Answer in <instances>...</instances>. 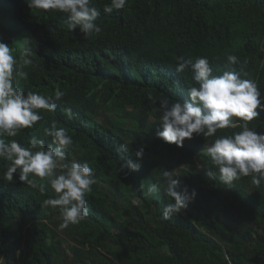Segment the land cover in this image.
Masks as SVG:
<instances>
[{
	"label": "trees",
	"instance_id": "obj_1",
	"mask_svg": "<svg viewBox=\"0 0 264 264\" xmlns=\"http://www.w3.org/2000/svg\"><path fill=\"white\" fill-rule=\"evenodd\" d=\"M25 2H0V39L16 49L19 62L36 19ZM92 3L102 28L92 38L78 28L69 31L64 17L56 23L58 11L45 13L47 36L35 41L22 79L44 96L56 88L65 93L54 112L45 110L50 117L44 124L55 121L73 138L65 163L92 168L89 214L61 230L59 210L43 206L56 195L50 187L39 191L47 182L24 184L33 191L29 204L0 209V264H264V184L254 186L249 176L225 185L218 174L206 175L217 170L204 148L239 129L218 130L215 137L194 134L180 148L155 135L159 102L182 101L195 84L190 70L175 71L179 57H206L213 75H221L227 56L236 55L232 67L255 80L264 97V0H128L110 14L103 12L110 0ZM249 126L264 131V112ZM33 136L45 147L51 143L38 133L5 140L27 145ZM1 160L0 176L8 163ZM128 160L139 162V171H130ZM164 170L197 193L168 221L162 211L172 199L163 192L158 199L145 195L148 184L164 182ZM22 210L26 221L18 224L13 219Z\"/></svg>",
	"mask_w": 264,
	"mask_h": 264
},
{
	"label": "clouds",
	"instance_id": "obj_2",
	"mask_svg": "<svg viewBox=\"0 0 264 264\" xmlns=\"http://www.w3.org/2000/svg\"><path fill=\"white\" fill-rule=\"evenodd\" d=\"M127 2L110 0L104 5L103 12L110 14L113 10H122ZM25 3L36 19L29 24L31 32L20 52L22 62L14 55L16 49L11 48L4 38L0 39V162L1 159L8 162L0 176V209L13 212L18 206L29 204L33 191L24 184L35 188L37 179L45 180L47 184L38 185L39 191L45 193L50 187L56 195L55 198L45 199L43 206L59 210V228L63 230L88 216L85 196L92 191L91 186L96 181L87 162L65 163L66 150L74 143L66 129L57 127L55 121L50 127L44 124V119L50 117L47 115L50 113L46 112L56 110V102L62 100L64 91L56 88L52 96H44L42 92L28 88L22 79L27 78L24 70L32 63L29 57L33 54L35 41L44 40L47 36V11H58L56 23L64 17L68 30L78 28L85 38L101 33L102 28L96 23L101 12L92 0H26ZM237 63L236 55H228L226 70L221 75H213L206 57H198L194 62L179 57L175 71L183 73L190 70L195 84L187 90V97L182 101L170 103L168 99H163L159 102V128L155 135L165 143L180 148L194 134L215 137L218 130L238 128L239 131L230 135L216 137L204 148L211 165L217 170L216 173L207 170L206 175L213 178L218 174L225 185L250 176L251 183L260 187L264 184V131H257L249 125L264 112V97L255 80L245 78L246 73L242 74L232 67ZM149 100H152L151 96ZM18 133H26V136L44 134L51 138L48 140L51 143L45 147L44 140L34 136L27 145L15 139L6 142L5 137H16ZM135 156L137 161L142 158L143 147ZM126 167L135 172L139 171L141 164L128 160ZM162 176L164 182L148 184L145 195L158 199L163 192L172 199L162 211V219L168 221L187 209L197 193L195 190L189 192L186 187L181 188L180 176L174 175L173 171L164 170ZM26 211L22 210L13 220L22 224L26 221Z\"/></svg>",
	"mask_w": 264,
	"mask_h": 264
}]
</instances>
